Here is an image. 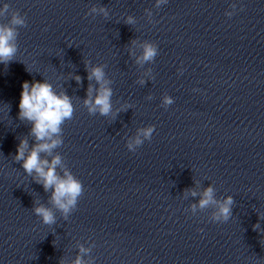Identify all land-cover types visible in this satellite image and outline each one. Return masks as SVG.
Instances as JSON below:
<instances>
[{"label":"clouds","instance_id":"1","mask_svg":"<svg viewBox=\"0 0 264 264\" xmlns=\"http://www.w3.org/2000/svg\"><path fill=\"white\" fill-rule=\"evenodd\" d=\"M167 2L168 0H155V7L159 8ZM230 7L232 11L225 12L229 18L235 14L236 5L232 4ZM145 13L151 22L152 11L145 9ZM9 14V22L0 23V64L6 66L15 60L18 51V28L27 26L26 16L21 15L18 11L10 12L9 5L4 3L3 7H0V17ZM86 15H103L107 18L109 10L104 6L94 5ZM125 23L134 25L136 20L129 15ZM132 45L138 46L140 49L139 55L133 49L129 50V55L135 57L137 65L144 66L146 63L153 62L158 54L157 45L152 42L133 40ZM105 67V65H91L90 61L85 63V69L88 72L87 79L90 83L82 103L90 115L116 116L121 111V109L113 111L112 81L107 77ZM178 72L182 74L183 68L178 69ZM145 75L151 78V69ZM72 78L77 84H81V76L74 75ZM92 81L95 83H91ZM146 82L143 77L137 80L139 85H145ZM151 98V96L147 97V99ZM173 103L174 100L171 96L165 94L162 97V107L167 108ZM18 107V119L27 121L31 125L28 136L33 138V143L30 145L27 137L20 139L13 160L21 163L23 171L32 177L35 183L42 185L46 193H51L48 200L50 206L44 203L34 204L32 211L45 225L56 224V212H59L64 220H68L84 194V186L64 164L63 157L55 150L63 144L62 126L66 121L72 120L75 113L72 98L63 90L59 92L55 90L47 80H43V82L24 81ZM129 107L128 104L122 105L125 110ZM154 131V125L138 128L133 136L127 138L126 148L130 152H136L145 141H151ZM54 152L55 154H53ZM47 157H51V159ZM188 195L198 197L195 203L190 204V211L193 215L198 211L202 212L211 208V222L220 223L228 222L233 215L234 198L229 195L218 199L216 190L211 184L200 192L195 189H185V197ZM259 228V222L253 225L254 231ZM91 251V247L80 244L78 254L72 264H94V259L90 257ZM86 256L90 257L87 261L85 260ZM59 264H65V261L61 259Z\"/></svg>","mask_w":264,"mask_h":264}]
</instances>
